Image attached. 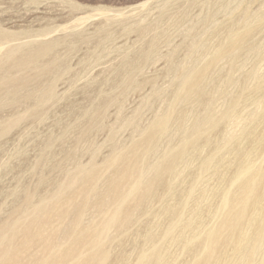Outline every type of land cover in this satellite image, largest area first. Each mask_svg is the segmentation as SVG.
I'll list each match as a JSON object with an SVG mask.
<instances>
[{
    "label": "rangeland",
    "instance_id": "374dc122",
    "mask_svg": "<svg viewBox=\"0 0 264 264\" xmlns=\"http://www.w3.org/2000/svg\"><path fill=\"white\" fill-rule=\"evenodd\" d=\"M261 174L264 0H0V264H193Z\"/></svg>",
    "mask_w": 264,
    "mask_h": 264
},
{
    "label": "bare ground",
    "instance_id": "6f19581e",
    "mask_svg": "<svg viewBox=\"0 0 264 264\" xmlns=\"http://www.w3.org/2000/svg\"><path fill=\"white\" fill-rule=\"evenodd\" d=\"M257 180H258V182L254 185V186H252L251 187V191H252V193H250V195L248 196V197H246L245 199H246V202H245V206L244 207H242L241 209H237V210H234V211H232L231 213H230V215H229V217H228V219L226 218L225 219V223L223 224V226L227 229V232H229L228 233V235H230V239H228V241H226L225 242V240H227V239H221V238H217V239H210V241H209V243H204L203 241H201V240H199V241H195V242H192L191 244H190V246H189V248H188V252H192V251H195V249L197 248V246L199 247V245H201V244H207L206 245V249H207V253H205V254H203V256H201V258L198 260V261H196V262H194L193 264H213V263H211V258L213 257V258H220V256H221V254L219 253V249H218V246L220 247L222 244H229V247L231 246L230 244H232V246H234V245H236L237 246V243L239 242L238 240H236L235 238H232V235H233V233H235L236 232V229H237V227H239L240 226V224L242 223V221H243V219H244V217H245V214L247 213V211L249 210V209H251L252 207H253V205H254V200L256 201L258 198H259V195H258V190H259V186L262 184V185H264V174H261L260 175V177L258 176V178H257ZM239 199H240V197H239ZM60 210V209H59ZM64 211V210H63ZM59 212V211H58ZM61 212H62V209H61ZM63 213V212H62ZM61 213V214H62ZM60 214V213H59ZM63 215H66V211H65V214H63ZM125 215V217H127L126 216V214H124ZM59 216V215H58ZM58 216H57V219H58ZM264 217V216H263ZM48 218V217H47ZM53 218V217H52ZM51 218V219H52ZM66 218V217H65ZM115 218H119V216H117V217H115ZM41 218H39V220H40ZM45 219V218H44ZM60 219V218H59ZM264 219V218H263ZM47 221V220H46ZM38 222V221H37ZM39 224V223H38ZM47 224H49V223H47ZM44 225V224H43ZM46 225V224H45ZM242 225V224H241ZM39 226V225H38ZM37 227V226H36ZM35 230H36V228H35ZM56 232V231H55ZM33 233V232H32ZM34 234V233H33ZM257 234V233H256ZM255 234V235H256ZM258 234H260V233H258ZM16 235V234H15ZM30 235H31V233H30ZM14 236V235H13ZM35 236V235H34ZM49 236V235H48ZM52 236H53V234H52ZM55 236V235H54ZM257 236V235H256ZM262 236V235H261ZM264 237V236H263ZM42 238V237H41ZM44 240H47V239H45V238H43ZM41 241V240H40ZM79 241V240H78ZM85 241V240H84ZM36 242V241H35ZM42 242V241H41ZM53 242H55V241H53ZM83 242V241H82ZM47 244V243H46ZM45 244V245H46ZM54 244V243H53ZM57 244V243H56ZM78 244V243H77ZM82 244V243H81ZM16 245V244H15ZM35 245V244H34ZM41 245V244H40ZM48 245H49V243H48ZM255 245V244H254ZM44 246V245H43ZM73 246V245H72ZM74 246H76V244L74 245ZM78 246V245H77ZM232 246H231V249H232ZM51 247V246H50ZM65 247V246H64ZM201 247V246H200ZM199 247V248H200ZM226 247V246H225ZM41 248V247H40ZM44 248H46V246H44ZM76 248V247H75ZM75 248L73 247H69V248H66L65 249V252H64V255L62 256V257H60L59 259H55V258H51L50 260H49V264H61L62 263V261L66 258V257H68V256H71L72 254H74L75 253ZM255 248L256 247H253L252 249L255 251ZM230 249V248H229ZM228 249V250H229ZM47 250V249H46ZM197 250V249H196ZM251 250V249H250ZM43 251H45V250H43ZM198 251V250H197ZM246 251V250H245ZM244 250H243V252H245ZM253 251V252H254ZM227 252V251H226ZM44 253V252H43ZM226 254V253H225ZM228 254V253H227ZM250 254V253H249ZM226 256V255H225ZM251 257V256H250ZM249 257V259H246V262L247 261H250V259H252V258H250ZM225 258V261H226V257H224ZM244 258V257H243ZM40 261V260H39ZM43 262V261H42ZM83 262L84 263H88V264H92L93 262H95V260L92 258H85L84 260H83ZM39 263V262H38ZM229 263V262H228ZM37 264V263H36ZM246 264V263H245Z\"/></svg>",
    "mask_w": 264,
    "mask_h": 264
}]
</instances>
